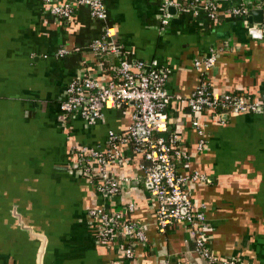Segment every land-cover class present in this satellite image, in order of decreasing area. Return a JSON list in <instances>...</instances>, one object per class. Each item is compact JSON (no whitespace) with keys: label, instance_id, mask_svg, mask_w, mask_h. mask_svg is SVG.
<instances>
[{"label":"crops","instance_id":"obj_1","mask_svg":"<svg viewBox=\"0 0 264 264\" xmlns=\"http://www.w3.org/2000/svg\"><path fill=\"white\" fill-rule=\"evenodd\" d=\"M66 1L71 11L62 18L43 0H0V264H199L183 226L156 230L146 189L135 178L137 158L111 166L121 186L110 195L75 165L74 148L99 147L107 130L124 131L132 108L104 109L92 124L78 114L63 118L66 83L82 76L103 81L100 61L117 59L89 49L103 21L92 18L86 4ZM100 1L120 55L166 71L165 88L174 97L168 117L190 155L179 169L206 177L191 184V194L205 203L212 251L264 264V115L231 114L209 123L206 144L196 152L185 105L198 81L192 61L210 48L219 49L203 75L211 88L264 99V0H214L213 19L188 0ZM236 3L246 7L244 16L226 13ZM251 8L262 9L258 28L247 20ZM254 27L257 35L250 33ZM60 48L65 52L58 56ZM92 207L119 211L143 230L146 240L134 246L130 261L120 262L117 240L97 239V221L86 214Z\"/></svg>","mask_w":264,"mask_h":264},{"label":"built area","instance_id":"obj_2","mask_svg":"<svg viewBox=\"0 0 264 264\" xmlns=\"http://www.w3.org/2000/svg\"><path fill=\"white\" fill-rule=\"evenodd\" d=\"M43 1L49 4V11L59 17L66 18L70 14L69 1ZM78 1L88 6L92 18L103 21L102 30L89 43V49L99 57L112 55L117 61L109 64L107 69L110 73H105L103 81L88 76L69 80L59 110L63 118L78 114L86 124L100 119L104 109H119L129 104L132 112L125 130H107L101 146H76L73 150L75 165L90 182L91 178L96 179L92 183L100 193L110 195L117 193L121 186V182L110 175L111 166L126 165L132 158H137L134 164L137 171L135 178L146 189L156 230L163 233L169 227L183 226L193 240L192 252L201 260L199 264H243L235 257L215 254L208 243L205 203L194 202L191 194V186L202 183L206 177L198 170L179 169L190 155L179 144L178 135L168 117V106L174 97L165 88L166 71L157 67L154 61L130 60L121 56L113 40L115 29L105 24V10L101 1ZM188 2L191 7L204 10L211 19L218 14L214 0ZM246 11L244 4L236 3L228 7L226 13L244 16ZM218 51L217 48H210L207 55L192 61L198 81L187 96L185 105L189 126L196 138V152H201L206 144L209 123H223L231 114L264 115V99L237 91H217L208 85L203 75L214 65ZM64 52L60 48L56 55L61 56ZM125 209L132 211L133 203H127ZM86 214L97 221L95 234L99 241L119 242L120 262L130 261L134 246L146 240L143 230L136 227L133 221L123 218L119 211L92 207L87 209Z\"/></svg>","mask_w":264,"mask_h":264},{"label":"water","instance_id":"obj_3","mask_svg":"<svg viewBox=\"0 0 264 264\" xmlns=\"http://www.w3.org/2000/svg\"><path fill=\"white\" fill-rule=\"evenodd\" d=\"M167 9L168 10L171 9V11L173 12V9L174 8L172 6H169ZM247 20L249 21V23L252 22L253 24H255V26L258 28L259 25L262 22V9H260V8H251V9H248V12H247ZM256 27H254L253 29H251V31H250L251 34L257 35L258 29Z\"/></svg>","mask_w":264,"mask_h":264},{"label":"trees","instance_id":"obj_4","mask_svg":"<svg viewBox=\"0 0 264 264\" xmlns=\"http://www.w3.org/2000/svg\"><path fill=\"white\" fill-rule=\"evenodd\" d=\"M116 61L117 60H115V62H113V63H110V64H115L116 63ZM101 63H102V66H103V69H104V72L107 74H109L110 73V70L109 69H107V67L109 66V64L108 65H106V62H105V60L103 59V60H101ZM92 179V182H96V179L95 178H91ZM140 181V180H139ZM142 183V182H141ZM141 186H143V184H141ZM144 187V186H143Z\"/></svg>","mask_w":264,"mask_h":264}]
</instances>
